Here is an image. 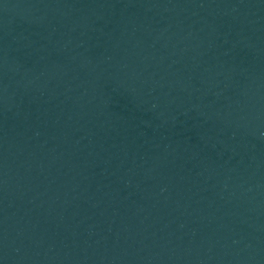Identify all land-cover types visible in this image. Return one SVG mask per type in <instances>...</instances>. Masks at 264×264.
<instances>
[{
	"label": "water",
	"instance_id": "95a60500",
	"mask_svg": "<svg viewBox=\"0 0 264 264\" xmlns=\"http://www.w3.org/2000/svg\"><path fill=\"white\" fill-rule=\"evenodd\" d=\"M0 264H264V0H0Z\"/></svg>",
	"mask_w": 264,
	"mask_h": 264
}]
</instances>
